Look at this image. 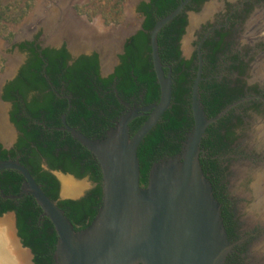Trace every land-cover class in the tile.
<instances>
[{"label":"trees","instance_id":"1","mask_svg":"<svg viewBox=\"0 0 264 264\" xmlns=\"http://www.w3.org/2000/svg\"><path fill=\"white\" fill-rule=\"evenodd\" d=\"M181 1L149 0L140 3L138 12L144 17L143 28L127 40L120 64L109 78L100 77L97 55L81 57L69 66L65 48L61 51L44 50L43 57L31 48L28 63L4 91L3 99L14 102L11 117L20 136L11 150H5L0 145V161L19 160L46 195L57 202L76 231L88 228L99 213L103 199V175L94 155L65 130L62 115H67L70 127L91 139H102L111 128L116 127L119 118L127 111L122 102L129 104L130 109L159 102L161 90L152 61L150 32L157 21L171 14ZM193 2L158 35L165 73L172 74L173 97L170 108L138 149L141 185L144 187L148 184L152 166L179 154L194 127L191 99L199 60L197 53L191 59H185L180 49L188 24L186 10ZM34 3V0H27L22 8L19 4L14 10L10 6H0V36L4 40L12 42L14 37L4 22H21ZM29 45L33 46L23 44L21 49ZM3 62L0 58V63ZM244 70L241 69L242 73ZM203 78L200 84L201 102L209 119L217 117L244 97L240 79L219 80L207 67ZM61 96H69L70 101ZM21 109L38 121L35 123L30 118L19 116ZM41 115L47 118L43 119ZM19 118L23 119L19 122ZM146 120L147 117L133 120L129 125L131 134H136ZM243 125L244 121L237 118L235 108H232L208 127L201 144V166L212 184L215 198L222 206V218L229 238L233 237L231 240L235 237V225L226 195V169L222 165L226 157L233 153L237 129ZM44 164L51 171H61L78 179L89 177L94 187L80 200H61L60 182L51 171L44 170ZM23 183V176L15 170L0 172V216L9 212L16 214L18 234L23 245L32 250L35 264H54L58 236L50 219L42 217L43 210L34 197L28 194L18 199H6L2 196V192L6 196H19Z\"/></svg>","mask_w":264,"mask_h":264},{"label":"water","instance_id":"2","mask_svg":"<svg viewBox=\"0 0 264 264\" xmlns=\"http://www.w3.org/2000/svg\"><path fill=\"white\" fill-rule=\"evenodd\" d=\"M190 1L182 0L171 14L158 20L150 32L152 61L161 90L159 102L127 110L119 118L116 127L111 128L102 139L85 136L70 127L65 117L63 118L65 130L94 155L103 175L102 206L88 228L76 231L57 202L46 195L19 160L0 161V172L15 170L24 178L21 194L8 198L18 199L28 194L33 196L43 210V216L48 217L54 225L58 236L54 264H225L233 253L236 243L229 240L222 218V206L215 198L212 184L203 172L200 162L203 152L201 144L208 127L220 120L233 106L227 107L215 118L207 117L200 95V84L204 81L201 54L192 88L194 127L183 142L181 152L155 163L149 172L147 186L141 185L139 146L170 108L173 97L172 74L165 73L166 66L160 57L158 35L184 11ZM141 2L149 0L130 1L132 13L140 14L138 6ZM192 15L203 16L190 14L189 26L183 38L194 28ZM205 20L206 18H202L200 23ZM143 22L142 16L139 27L127 30L121 25L105 26L119 30V37L115 36L117 32L108 37L95 34L90 48L81 51H73L70 46L68 48L75 57L99 53L101 71L107 77L119 64V57L125 52L127 40L142 30ZM86 23L94 25V22L90 23L87 19ZM111 47H114L113 50ZM106 52L109 54L107 58L110 64L105 68L103 62ZM19 56L18 60L13 57L16 65L13 71L0 75V104L5 108L3 117L11 130L10 139L0 136V145L5 149L14 146L18 131L10 122V104L2 99V89L17 74V67L20 65L18 62L25 57L22 54ZM183 56L190 58L184 52ZM66 99L70 101V97L67 96ZM122 104L129 108V104ZM139 117H147V120L132 135L129 125ZM52 173L60 182L62 200H80L87 194L84 190L75 196L64 195L60 175L76 182L82 179L61 171ZM86 178L89 180V177ZM87 180L82 182L86 183ZM14 223L16 240L29 254L31 264H35L33 252L23 245L18 235L16 218Z\"/></svg>","mask_w":264,"mask_h":264},{"label":"flooded vegetation","instance_id":"3","mask_svg":"<svg viewBox=\"0 0 264 264\" xmlns=\"http://www.w3.org/2000/svg\"><path fill=\"white\" fill-rule=\"evenodd\" d=\"M191 1L194 2L186 10L188 24L186 26L185 34L189 26V18L191 13L203 14L202 18H206V20L201 22L197 28V31L195 33V42L193 45L194 51L189 59H191L194 54L197 53L199 60L201 54L202 60L204 62L203 71L205 67H207V69L211 73H213L214 78H218L219 80L224 78L232 80H242L244 86V97L241 100L233 103L231 106L235 108V115L237 116V118H241L244 121V125L247 122H250L252 124L255 117H258L259 115H262L264 117V73L261 78L257 77L258 67L260 68L264 66V24L260 26V28H258L260 24L264 23V0ZM191 1L189 3H191ZM20 31L22 33L21 37H15L12 42H8L7 56L9 58L7 59L6 63H9L10 59H13L14 63L15 59L18 60V57H20L19 55L21 54L25 57L23 59H20V61L18 62V65L19 63L20 65L17 67V74L15 75V77L11 80H8L4 85L2 89V99L6 87L9 85L10 82L17 78L21 69L28 63V60L31 55V48L37 50V53L40 57H43L42 52L44 50L61 51L63 48H65L66 52L69 55V58L67 60V64L69 66H72L81 57H92L94 55H97L99 75L101 78H109L115 72L114 70V72L109 76H103L101 71V56L97 52H93L89 55L81 54L75 57L70 52L68 48L69 44L67 41H64L62 45L49 43L48 41L47 42L49 44H47L45 42L46 40L43 39V29L37 30V28L34 27L31 30L24 32L21 28ZM28 33L31 34L25 37ZM183 39L184 38H182L180 41L181 51ZM206 43L207 47L204 48ZM23 44H32L33 46L29 45L26 49L22 50L21 45ZM207 48H209V51ZM208 56H211L210 59H207ZM13 57H15V59ZM242 68L245 69L243 73L241 71ZM4 73L5 72H1L0 75ZM53 90L55 89L53 88ZM62 91H64V89ZM55 93L56 95L60 96V93L57 90H55ZM61 97L66 98L67 96ZM5 102L10 104V107L8 108L10 122L15 126L18 131V137L16 141L17 143L20 136V132L11 117L12 113L14 112L15 105L12 101ZM126 109L129 110L130 106ZM18 115L24 117L25 119L30 118L35 123L38 121L34 119V117L27 115L24 109H21ZM41 117L43 119L47 118L45 115H41ZM64 117L67 122V115L64 114L62 115V123ZM22 119L23 118H19L18 121L20 122ZM234 121L237 122V119H235ZM16 143L11 149L15 147ZM263 146V143L258 144V147L261 149ZM237 150L234 151L237 152ZM236 157H239L241 161L245 160L246 163H248L246 165L250 166L251 168H258L259 166L264 165V152L256 154L254 152H248L246 150ZM45 166H47V164H44V170L51 171L48 166V169ZM240 171H242V169ZM226 178L230 177L226 175ZM226 191V195L228 196L231 205L230 211L232 213V221L235 225V237L232 240L231 238L233 237H230L229 240L232 243H236L233 253L230 254L227 258L226 264H264V252H262V245H264V225L255 224L256 222L249 221V218H247V211L245 216L239 217V213L243 211L244 206L242 207V205H239V202H234L230 198L229 188H227ZM2 196L6 199L10 197L4 195L3 192ZM9 213H13L15 215L17 222L16 214L14 212ZM42 217L44 216L42 215ZM245 226L246 228H244L243 230L242 228ZM16 243L18 244V246H20L17 240ZM259 244L260 247L259 250H257V246ZM19 249L24 252L26 251L21 248V246L19 247ZM259 253H262L263 255H260ZM252 257L253 259H251ZM250 259L251 261H248Z\"/></svg>","mask_w":264,"mask_h":264},{"label":"rangeland","instance_id":"4","mask_svg":"<svg viewBox=\"0 0 264 264\" xmlns=\"http://www.w3.org/2000/svg\"><path fill=\"white\" fill-rule=\"evenodd\" d=\"M27 0H0V6H10L14 10L15 7H17L19 4L21 5L20 8H22ZM34 6L29 11L27 16L19 23H6L8 29L14 33V37L19 38L21 37V28L29 21L31 16L36 12V10L39 8V6L43 5L46 8H50L53 6V0H34ZM130 1L131 0H76L72 3L71 9L73 10V14L81 19H83L86 22V19L88 22L92 23L94 21H99V23L105 28V26L110 25H121L123 29H133L136 27H139L141 22V14L132 13L130 9ZM12 11V10H11ZM195 14V13H194ZM194 16V18L192 17ZM191 18L192 21V27L190 29V32L188 33L187 37H185L182 41V50L184 52L185 56L191 57L194 48V42H195V33L197 31L198 26L200 25V21L202 19V16L198 15H192ZM201 18V19H200ZM199 19V20H198ZM264 23L260 24L262 26ZM37 30L43 29L44 35L43 39L48 40V36L46 34L45 27L36 25ZM110 29V28H105ZM113 29V28H111ZM118 34V31H116ZM31 34V33H30ZM29 33L25 36L27 37L30 35ZM8 42L7 40H4L0 36V58L4 60L3 64L0 63V73H11L14 68L16 67L15 63H13V59L9 60V63H6L7 59L9 58L7 56L8 52ZM15 58V57H14ZM12 60V61H11ZM5 70V71H4ZM264 73V72H263ZM261 127V129L259 128ZM258 130L262 131L264 134V117L262 115H259L258 117H255L252 124L250 122L245 123L242 127L237 129V140L233 144L232 149L237 150V152L233 151L232 154H229L228 157L223 161V168H225V174L229 176L230 178H226L225 182L227 184V187L229 188V196L234 202H239V205H242L243 211L239 213V217L245 216L246 214V207L249 205L250 200L243 197L244 193H248L252 183L253 179L251 177L245 178V179H239L238 178V171L242 169L243 171L247 169H251L250 166H247L245 160H240L238 156L239 154L243 153L244 151L248 152H254L256 154H260L264 152V146L261 148L258 147V144L260 142L259 135H257L259 132ZM240 160V161H239ZM236 161V162H235ZM250 167V168H249ZM62 175H60L61 177ZM87 180V178L82 179V181ZM82 181H77L78 183L84 185V189L86 192L90 191L94 185L91 182V180H87L86 183H83ZM243 192V193H241ZM60 198H61V188H60ZM245 209V210H244ZM11 217L13 222V227H15V215L13 213H8L7 215H4L0 217V219H3L5 217ZM245 227L242 229L244 230ZM14 229V228H13ZM247 230V229H246ZM15 232V230H14ZM260 244L257 246V250H259ZM253 259V257L251 258ZM248 260V261H251Z\"/></svg>","mask_w":264,"mask_h":264},{"label":"bare ground","instance_id":"5","mask_svg":"<svg viewBox=\"0 0 264 264\" xmlns=\"http://www.w3.org/2000/svg\"><path fill=\"white\" fill-rule=\"evenodd\" d=\"M76 0H53V6L46 8L43 5L39 6L36 12L31 16L29 21L22 27L24 32L36 28V25L45 27L48 36V42L60 44L66 40L73 51H81L88 49L93 44V36L108 37L114 32L119 37V30L105 29L99 21H94V25L87 24L83 19L73 14L71 5ZM32 32V31H31ZM115 34V33H114ZM114 47H111L113 50ZM110 53V52H109ZM103 66L106 67L108 60L107 52L104 54ZM264 66L258 67L257 77L263 76ZM4 107L0 104V136L3 139L11 138V130L6 125L4 120ZM261 129V127H259ZM260 142L264 144V134L259 131ZM251 177L253 179L252 186L248 193H244L243 197L250 200V204L245 208L249 221L256 222L255 224L264 225V165L258 168L245 169L238 171V178L245 179ZM63 183V193L66 196H75L84 191V185L74 181L72 178L61 176ZM243 193V192H241ZM11 217L7 216L0 219V264H31L30 256L25 251L19 249L20 246L16 243L15 232L13 229ZM264 252V245H262ZM261 248V249H262ZM260 249V250H261ZM260 255L262 253H259ZM263 255V254H262Z\"/></svg>","mask_w":264,"mask_h":264}]
</instances>
